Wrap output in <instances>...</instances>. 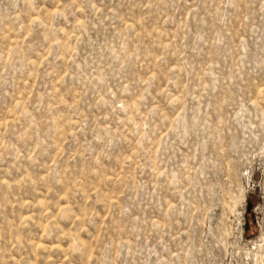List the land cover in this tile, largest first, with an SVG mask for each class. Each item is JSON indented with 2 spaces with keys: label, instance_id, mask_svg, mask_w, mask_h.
<instances>
[{
  "label": "rangeland",
  "instance_id": "1",
  "mask_svg": "<svg viewBox=\"0 0 264 264\" xmlns=\"http://www.w3.org/2000/svg\"><path fill=\"white\" fill-rule=\"evenodd\" d=\"M0 264H264V0H0Z\"/></svg>",
  "mask_w": 264,
  "mask_h": 264
},
{
  "label": "water",
  "instance_id": "2",
  "mask_svg": "<svg viewBox=\"0 0 264 264\" xmlns=\"http://www.w3.org/2000/svg\"><path fill=\"white\" fill-rule=\"evenodd\" d=\"M250 207H251V205L249 206V210L248 211H250Z\"/></svg>",
  "mask_w": 264,
  "mask_h": 264
},
{
  "label": "trees",
  "instance_id": "3",
  "mask_svg": "<svg viewBox=\"0 0 264 264\" xmlns=\"http://www.w3.org/2000/svg\"><path fill=\"white\" fill-rule=\"evenodd\" d=\"M247 229V228H246Z\"/></svg>",
  "mask_w": 264,
  "mask_h": 264
}]
</instances>
